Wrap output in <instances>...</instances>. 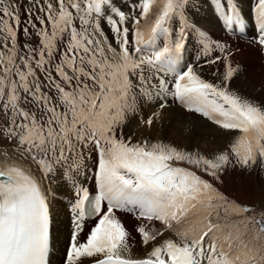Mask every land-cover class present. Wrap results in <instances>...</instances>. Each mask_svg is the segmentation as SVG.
<instances>
[{
	"label": "snow or ice",
	"instance_id": "snow-or-ice-1",
	"mask_svg": "<svg viewBox=\"0 0 264 264\" xmlns=\"http://www.w3.org/2000/svg\"><path fill=\"white\" fill-rule=\"evenodd\" d=\"M209 2L226 29L248 35L251 23L249 42L264 50V0L248 17L238 0ZM198 8L199 0H0V110L10 113L0 133L41 177L0 169V264H51L54 197L42 181L57 177L73 192L65 264H264V211L247 215L250 206L212 182L229 170H264V102L231 87L240 67L230 45L198 23ZM193 33L202 64L201 56L182 63ZM138 99L158 104L141 117L149 129L171 99L231 133L230 143L209 156L125 138ZM117 212L138 221L150 248L143 258Z\"/></svg>",
	"mask_w": 264,
	"mask_h": 264
},
{
	"label": "bare ground",
	"instance_id": "bare-ground-1",
	"mask_svg": "<svg viewBox=\"0 0 264 264\" xmlns=\"http://www.w3.org/2000/svg\"><path fill=\"white\" fill-rule=\"evenodd\" d=\"M195 17L199 23L204 25L205 20L208 18L212 19L213 16L211 17L208 14L206 16H201L198 12H196ZM19 35H21L22 38V33H20ZM241 44L244 47L241 51L234 54V62H244L247 67L244 66L242 70L239 71L240 77L234 78L231 81V87L237 90L244 97L264 102V65L261 64L259 66V71L256 69L257 63L255 53H260V50L258 47H253L247 43ZM189 48L192 52V45ZM192 60L196 62V56H194ZM218 67L223 70V64H219ZM205 78L210 79L211 77L209 75H205ZM137 105L138 111L134 113H128L127 115L125 124L122 129L125 138L130 135L132 136L133 140L161 139L164 142H172L174 145H178L186 149L193 150L194 148L199 152L202 151L206 153L209 156H211V154H213L214 152L225 148V146L230 143V137L232 135L231 133H226L223 130L219 129L216 125L212 124L206 118L200 117L193 113H188L181 108L173 106L171 104H169V107L163 111L162 119L156 121L152 128L149 129L141 123V117L147 119V117L156 110L158 104L139 99L137 101ZM11 164L18 165L29 171L30 173L35 174L38 179L41 178L40 173L36 171V165L30 160L21 158L19 153H15L13 151L1 153L0 168ZM252 176H256V173L253 172ZM42 184L46 190L50 189V198L54 197V199H52V204L55 208V223L53 224V234L54 238L57 240L56 245L63 247V243L58 242L61 235L59 234V230L62 228V225L56 222V216H60L65 211V209L68 207L69 201L66 199L61 200L57 196L60 195L72 198L73 193L68 192L67 185L63 183V181L58 177L53 179H44L42 181ZM117 215L125 223V226L129 230V232H134L135 227L138 224L135 216L131 213L125 212H117ZM157 227H159L158 222ZM64 230L65 232H67V229ZM80 239L82 241L85 239L83 232L80 235ZM130 243L134 245L132 249V254L134 257H144L146 255V252L150 250V248L146 249L142 245V243H140V237H135L132 241H130ZM55 261L60 263V260L58 259H55ZM62 264H65V261Z\"/></svg>",
	"mask_w": 264,
	"mask_h": 264
},
{
	"label": "rangeland",
	"instance_id": "rangeland-1",
	"mask_svg": "<svg viewBox=\"0 0 264 264\" xmlns=\"http://www.w3.org/2000/svg\"><path fill=\"white\" fill-rule=\"evenodd\" d=\"M244 2H247L248 0H241ZM198 12L201 16H206L207 11H203L201 8H198L196 11ZM214 19V18H213ZM211 18H208L205 20L204 25L205 26H215L216 21H214ZM241 43H234L233 47H241ZM196 49V44H192V52L190 53L191 58L193 59L195 56L194 50ZM256 69L259 71V66L262 64L261 63V55L260 53L256 52ZM243 67L246 66L244 62H240ZM247 67V66H246ZM253 75V74H252ZM240 77V73H238L234 78ZM9 114H5L3 110H0V127L6 126L8 123V117ZM130 135H128L129 137ZM132 137V136H131ZM4 140V141H3ZM165 143H171L165 141ZM15 150V143L14 142H9L7 141L2 133H0V154L5 153L7 151H14ZM188 151H197L196 149L193 148V150L186 149ZM17 153V152H15ZM200 153L207 155L206 153L200 151ZM182 166L185 167H193L191 165L183 164ZM197 170L198 174L204 175L206 179H211L210 177H207L206 174L200 173L198 169ZM255 172L256 176H252V173ZM221 182L218 181H212L214 185L225 195H227L229 198L239 202L242 205H248L250 206L253 211L249 212L247 215L249 216H259L261 211H264V170L260 169H251V170H229L226 174L221 176ZM73 193V192H72ZM61 200H68L70 205L71 197H66V196H57ZM223 215V213H222ZM232 219H237L236 217H232ZM56 222L62 225V228L59 230L60 238L58 242L63 243L62 246H57L56 242L57 240L55 239V245L56 248L59 250H65V246L68 243L69 240V226L71 222V217L68 211V207L65 209V211L60 215L56 216ZM64 229H67V232H65ZM132 234V237H140L139 234L134 230V232H130ZM55 259L60 260V256H56ZM65 261V260H64ZM85 262V261H84Z\"/></svg>",
	"mask_w": 264,
	"mask_h": 264
}]
</instances>
